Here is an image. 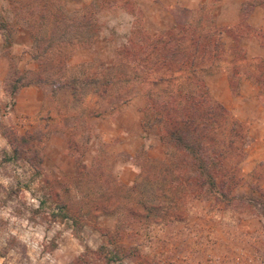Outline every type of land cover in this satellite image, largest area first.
Listing matches in <instances>:
<instances>
[{"label":"rangeland","instance_id":"1","mask_svg":"<svg viewBox=\"0 0 264 264\" xmlns=\"http://www.w3.org/2000/svg\"><path fill=\"white\" fill-rule=\"evenodd\" d=\"M94 1L64 0L66 13L75 19ZM131 1L142 13L143 19L137 25L144 24L153 33L172 26L173 14H181L184 8L200 18V12L213 4L209 5L208 0ZM220 1L216 9L220 25L244 22L241 8L248 0ZM121 4H105L96 10L99 38L89 49L75 53L68 62L70 68L63 71L75 75L89 72L86 69L94 64L100 67L102 61L114 63L118 48L134 28L132 15ZM2 19L15 29L10 42L5 40L8 33L0 30V264H73L81 254L100 247L110 251L107 255L113 257L112 264H264V98L260 88L245 75L233 77L229 73L232 65L223 66L206 79L210 98L248 128L238 186L225 193L220 185L215 189L207 185L195 194L182 193L175 213L182 220L166 222L159 213L156 220H149L148 228L146 221L133 219L120 229L116 218L102 216L91 219L83 215L84 224L79 225L54 221L45 215L49 210L36 215L28 209L39 207L38 197L45 189L51 188L78 213H86V206L98 198V184H92L95 179L90 182L93 174L87 171L85 188L76 180L78 167L76 156L69 152L70 138H76L80 151L87 147L83 160L88 167L110 170L122 186H133L140 167L149 168L147 155L163 161L165 150L154 134L150 141L144 138L141 121L146 104L141 88L130 92L131 102L121 113L86 120L83 109L88 105L83 104L87 101L90 105L94 100L88 90L79 91L74 99L69 91L53 96L52 87L35 85L41 75L60 77L63 71L50 69L46 60L40 64L34 59L38 50L32 33L21 24L7 0H0ZM247 23L251 27L261 25L259 39L263 40L264 9L254 10ZM243 43L249 58L264 57V51L256 49L257 43ZM225 45L230 49L234 44L229 38ZM24 82L43 90L42 97L36 95L42 98L41 103L27 114L26 109L34 106L35 99L16 102L17 95L12 93L14 86ZM21 89L19 97L34 95L27 87ZM151 144L154 148L149 150ZM35 151L42 157L41 173L37 174L27 162ZM88 194L92 198H84ZM93 264L100 262L94 260Z\"/></svg>","mask_w":264,"mask_h":264},{"label":"trees","instance_id":"2","mask_svg":"<svg viewBox=\"0 0 264 264\" xmlns=\"http://www.w3.org/2000/svg\"><path fill=\"white\" fill-rule=\"evenodd\" d=\"M208 1L209 5L212 1L213 4L200 12V18L184 8L181 14H173L172 26L153 33L144 24L137 25L143 17L131 0H96L75 19L66 13L64 0H7L21 24L32 33L38 50L34 59L40 64L46 60L50 69L62 71L70 68L68 62L75 53L89 49L99 38L101 27L99 19L94 17L96 10L105 4L118 6L122 3L120 6L132 15L134 28L118 48L114 63L109 65L102 61L100 67L94 64L93 68L86 69L89 72L75 75L66 71L60 73V77L41 75L35 85L52 87L53 96L60 91H69L74 99L79 96V91L87 89L95 105L91 107L92 102L89 105L87 101L82 103L88 105L83 109L86 120L121 113L131 102L130 92L139 87L146 104L141 121L144 138L151 140L154 134L165 150L163 161L147 155L149 168L141 166L137 182L133 186H122L110 170L95 171L93 166L88 167L83 160L87 147L80 151L76 138L72 137L69 152L76 156V180L85 188L89 177L87 171L93 174L90 182L95 179L92 184H98L95 193L98 198L86 206V213H78L49 188L38 197V208L28 207L32 213L39 215L49 210L50 213L45 214L49 218L72 222V225L84 224L83 215L91 219L114 217L120 229H125L133 219L144 220L148 228L149 220L159 213L166 222L182 220L180 214L175 215L182 193L195 194L207 185L213 189L220 185L221 192L225 193L238 186L239 163L245 157L248 128L221 103L210 98L206 79L217 74L223 66L232 65L229 73L236 78L245 75L260 88L264 98V57L249 58L243 46V42L253 36L259 39L260 34L247 21L256 8L264 9V0L246 1L241 8L244 22L231 27L217 21L216 9L221 1ZM14 29L7 20L0 21V30L8 33L6 42L12 39ZM229 38L234 44L230 49L225 45ZM260 41L264 45V39ZM31 85L21 83L13 87L12 93L16 95L22 86ZM14 140H17L16 136ZM153 148L152 144L148 146L149 150ZM34 153L28 156L27 162L37 174L41 173L42 157L37 151ZM90 196L92 198L91 194L84 198ZM107 252L110 251L106 247L88 250L73 264H93L94 260L112 264L113 257Z\"/></svg>","mask_w":264,"mask_h":264},{"label":"crops","instance_id":"3","mask_svg":"<svg viewBox=\"0 0 264 264\" xmlns=\"http://www.w3.org/2000/svg\"><path fill=\"white\" fill-rule=\"evenodd\" d=\"M243 4V3H242ZM224 10V9H223ZM255 10H258V8H256ZM238 22V21H237ZM236 22V23H237ZM235 22H233L232 24L233 25H235L236 24ZM237 25V24H236ZM229 27H231L230 25H229ZM254 30H257V33L258 34H260L261 35V25L258 27H252ZM249 42H250V44H253V42L254 43H257L256 45V49H259L260 51H264V45L262 44V41H260V39H257V37L256 36H253V38L251 39V40H249ZM253 57H256V56H253ZM27 89H29L30 90V92H32V94H34L33 96H27V98L24 96V95H22L21 97H19V94L20 93H22L21 91L23 90V89H21V90H19L18 92H17V96H16V102H19V101H21V100H25V99H27V100H29V101H32L33 102V98L35 99V102H34V106H32V107H28L27 109H26V114H27V111L28 110H30V112L37 106V105H39L40 103H41V100H42V98H39L38 96H36V95H38V94H43V90L42 89H40V87H34V86H30V87H27ZM41 92V93H40ZM27 94V93H26ZM42 94L41 95H39L40 97H42ZM14 96V97H15ZM24 100H23V102H24ZM36 105V106H35ZM30 106V105H29ZM17 107H19V105H17ZM41 108V105L39 106V108H38V113L40 112V109ZM27 116V115H26Z\"/></svg>","mask_w":264,"mask_h":264}]
</instances>
